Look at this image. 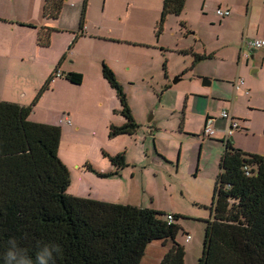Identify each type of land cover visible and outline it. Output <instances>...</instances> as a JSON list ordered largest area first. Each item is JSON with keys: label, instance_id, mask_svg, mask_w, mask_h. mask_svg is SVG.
I'll return each mask as SVG.
<instances>
[{"label": "rangeland", "instance_id": "rangeland-1", "mask_svg": "<svg viewBox=\"0 0 264 264\" xmlns=\"http://www.w3.org/2000/svg\"><path fill=\"white\" fill-rule=\"evenodd\" d=\"M81 1L73 0L78 8ZM93 1L92 15L97 17L103 0ZM119 1L107 0L109 13L110 9L119 6ZM122 3L121 10L124 11L125 4ZM159 3L160 0H135L129 7L132 22H141L148 32L151 30L146 25L155 26L152 40L144 37V32H141L142 38L138 37L148 39L150 44L97 42L78 31L79 38L73 37L67 44L69 35L60 33L53 36L57 39L52 37L50 46L41 49L35 61L32 57H15L10 73L0 69V100L32 105V121L60 123L59 156L71 174L68 193L153 208L161 211L163 217L175 215L174 222L180 226L177 240L185 245L188 255L186 264H197L219 171V146L200 137L203 127L196 114L188 115V125L193 130L184 131L189 135L183 133V108L187 100L194 109L198 108L199 102L192 101L195 94H200L197 90L211 88V85L203 84L204 80L210 79L209 75L234 77L233 60L239 48L242 53L248 50L245 39L257 37L243 36L247 24L244 19L247 0H186L180 14L167 15L161 41L156 43ZM219 4L230 6L231 15L217 16ZM108 25L112 23L107 21L104 32ZM113 27L119 32L123 30V26L120 28L117 24ZM190 48L212 56L195 60ZM62 50L67 54L66 59L61 55L55 63L57 66L65 60L58 70L65 74L67 69H74L83 74V80L73 83L64 74L61 78L56 75L45 89L56 68L47 63ZM104 63L114 71L126 93L138 124L132 135H109L110 126L121 125L117 121L125 117L119 111L121 103L117 90L106 79V87H101L99 77L95 75L103 69ZM176 77L180 80L174 82ZM212 89L215 92L221 90L219 80H215ZM152 113L155 119L149 121ZM66 118L73 124L61 122ZM120 152L125 153L128 163L120 174L99 175L115 171L109 157ZM188 234L192 237L191 242H186ZM160 244L156 240L150 248ZM147 257L148 263L154 264V257L149 254Z\"/></svg>", "mask_w": 264, "mask_h": 264}, {"label": "trees", "instance_id": "trees-1", "mask_svg": "<svg viewBox=\"0 0 264 264\" xmlns=\"http://www.w3.org/2000/svg\"><path fill=\"white\" fill-rule=\"evenodd\" d=\"M67 1L45 0L44 17L59 18ZM185 5L186 0H164L157 32L169 13L180 14ZM86 6L83 0L80 29ZM56 30L38 27L37 44L49 46ZM191 51L195 60L205 57ZM102 72L117 90L119 111L126 119L112 124L109 135H132L138 124L126 93L105 63ZM64 76L73 83L83 80L81 72ZM32 110V105L0 100V246L13 237L30 250L37 241L55 242L61 247L56 264H141L150 243L170 241L160 264H185L186 248L177 240L175 215L169 222L168 214L163 217L153 208L67 192L71 174L59 156L61 126L32 121ZM224 144L197 264H264V155L236 147L231 138ZM109 158L115 171L99 175L120 174L128 164L124 152Z\"/></svg>", "mask_w": 264, "mask_h": 264}, {"label": "crops", "instance_id": "crops-1", "mask_svg": "<svg viewBox=\"0 0 264 264\" xmlns=\"http://www.w3.org/2000/svg\"><path fill=\"white\" fill-rule=\"evenodd\" d=\"M118 1L119 0H116V3ZM120 1L125 4L124 11L121 10L123 3ZM120 1L118 6L119 8H112L109 13V4L107 0H103L101 10L98 13L99 16L94 17L91 9L95 6V2L93 0H87L86 11L83 16L84 27L83 29H80L83 1L79 4L81 7L78 8L77 4L73 2V0H68L61 11L59 18L49 19L45 18L43 14L45 0H0V61L2 63V65H0V69L10 73L9 71L11 69V65H13V62L16 60L15 57L21 59L32 57L31 59L35 61L36 56H39L42 51L41 49L44 48L43 46L37 44L38 27L46 24L57 29L54 31L52 37H57L55 35L60 33H67L70 37L67 38V44H69L71 38H79L78 34H76L77 31L80 34L87 35L85 37L96 40L97 42L110 40L112 42L131 41L150 44L149 42L151 41H148V39L144 37H148L152 40L154 37L153 29L155 26H153V24L146 25V28L151 30L148 32L143 29L145 25L141 22H132L133 18H129V7L131 6V2L135 0ZM72 2L74 4H71ZM163 2L164 0H160L158 19L156 23L160 20ZM218 7L228 9L231 8L230 6L222 7L221 4H219L217 8ZM216 15L220 16L217 12ZM244 19L247 21V24L243 29V36L246 38H248L247 36L263 38L264 0H247ZM165 20L163 22V27ZM107 21L112 23V25H108L107 30L104 32L103 28L106 26ZM113 24L119 25L120 28L123 26V30L120 32L117 31V29L113 27ZM141 32H144L145 34L143 39L138 38L139 36L141 37ZM156 34L157 37L159 36L156 43H159L161 41V31ZM63 50H65V48ZM185 50L189 51V49ZM191 50H193V48ZM193 51L197 52L195 50ZM247 51L251 53L249 54ZM61 52H58V56L55 59H51V63L47 64L56 66L55 63L61 55H63L62 58L66 59L67 51ZM197 53L202 54L200 52ZM241 54H243V58H241ZM202 55L205 57L212 56L211 54ZM64 61L62 64L61 60V66L59 63L56 68L64 66ZM233 62L234 77H223L217 73L209 75L210 79L204 80L203 84L211 85V88L209 90L199 89L197 92H200V94L194 95L192 102H199V105H196L198 108L194 109L195 107L192 104H189L188 100L183 108L185 121L182 130L183 133H186V135H189L187 132H191L193 130L192 127L188 125V115H198L201 118V126L203 128L206 124H212L215 126L216 130L214 135L210 138L206 137V139L219 146V153L217 155L219 160L225 147V132L229 126L230 120L222 118L218 115V112L216 114L213 113L216 111L220 112L223 109L228 110L232 117L238 119L241 124V128L235 130L233 135L230 137L234 145L247 152L260 153L264 155V47L252 50L248 49L243 53L242 48L240 47L239 53L234 58ZM15 66L16 64L13 68H15ZM67 70V72H70L74 69L69 68ZM58 72L60 75L57 76L61 78L65 71L62 70V72H60V70H58ZM95 75L99 77V85L101 87H106L107 81L103 76L102 70H98ZM54 79L55 77L53 80ZM215 80L220 81L221 90L217 92L212 89V84H214ZM15 103L26 105V103L22 102ZM212 115L218 116L215 118L212 117ZM154 119L155 115L152 121ZM120 120L117 121L118 124L124 123L126 119L123 118L121 121ZM62 123L66 124V122ZM71 124H73V122ZM198 131L199 130H197V132ZM200 137L205 139L202 135H200ZM191 240L192 237L186 242H191ZM159 242L161 243L159 247L153 245L152 248H150V244L152 245V243L148 245L141 264H149L147 254L154 257V264H160L163 256L172 244L170 241ZM187 257L188 255L186 252L185 264Z\"/></svg>", "mask_w": 264, "mask_h": 264}, {"label": "clouds", "instance_id": "clouds-1", "mask_svg": "<svg viewBox=\"0 0 264 264\" xmlns=\"http://www.w3.org/2000/svg\"><path fill=\"white\" fill-rule=\"evenodd\" d=\"M60 254L61 247L55 242L37 241L30 250L13 237L0 246V264H56Z\"/></svg>", "mask_w": 264, "mask_h": 264}, {"label": "built area", "instance_id": "built-area-1", "mask_svg": "<svg viewBox=\"0 0 264 264\" xmlns=\"http://www.w3.org/2000/svg\"><path fill=\"white\" fill-rule=\"evenodd\" d=\"M71 4H74V3L72 2ZM216 12H217V14H219L222 17L228 16V15L231 14V10L230 9L221 8V7H218L216 9ZM245 43H246L248 49H250V50L255 49V48H261V47H264V37L263 38L257 37V38H254V39H245ZM57 75H60V73L57 72ZM219 116H221L222 118L230 120L229 121V126L227 127L226 132H225L224 141H226L233 135L235 130L241 128V124H240L239 120L233 118L232 115L230 114V112L228 110H226V109L221 110L219 112ZM61 121L62 122H66L68 124L72 123L70 118H66V119L61 120ZM215 130H216V128H215L214 125L206 124L204 126V128H203L202 136L210 138L211 136L214 135ZM167 217H168L169 222H171L172 219H173L172 214H168ZM190 239H191V235L188 234L186 236V241H189Z\"/></svg>", "mask_w": 264, "mask_h": 264}, {"label": "water", "instance_id": "water-1", "mask_svg": "<svg viewBox=\"0 0 264 264\" xmlns=\"http://www.w3.org/2000/svg\"><path fill=\"white\" fill-rule=\"evenodd\" d=\"M179 80H180V77H176V78L174 79V82H177V81H179ZM153 117H154V114L152 113L151 116H150V118H149L148 120H149V121H152Z\"/></svg>", "mask_w": 264, "mask_h": 264}]
</instances>
